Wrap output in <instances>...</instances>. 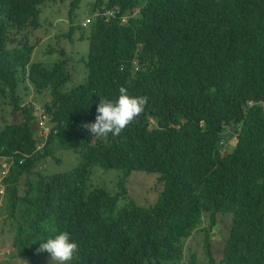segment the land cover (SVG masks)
<instances>
[{
	"label": "trees",
	"instance_id": "trees-1",
	"mask_svg": "<svg viewBox=\"0 0 264 264\" xmlns=\"http://www.w3.org/2000/svg\"><path fill=\"white\" fill-rule=\"evenodd\" d=\"M49 1L0 0V226L10 247L36 264L48 259L37 238L66 231L78 244L68 264H178L192 235L201 257L181 264H264V0H91L76 26L87 43L77 80L66 56L30 60L28 36ZM121 86L147 97L143 112L93 139L80 125ZM29 87L46 93L33 111ZM39 109L48 128L38 134ZM66 149L75 164L45 171ZM93 166L119 171L109 190L88 184ZM133 170L156 175L144 203L128 193ZM224 220L215 260L209 237Z\"/></svg>",
	"mask_w": 264,
	"mask_h": 264
},
{
	"label": "rangeland",
	"instance_id": "rangeland-1",
	"mask_svg": "<svg viewBox=\"0 0 264 264\" xmlns=\"http://www.w3.org/2000/svg\"><path fill=\"white\" fill-rule=\"evenodd\" d=\"M69 1L70 0H54L40 4V12L37 17L38 24L32 29L28 36L31 41L36 39V43H34V47L30 54V60L50 65L53 61H57L58 58L66 56L68 68L70 70L76 69L73 71L74 76L72 77L74 80H77V78L82 76L85 70L80 56L85 55L87 43L85 37L86 27L77 29L76 26H80L83 19L90 16L87 15V6L90 4L91 0H78L73 7L71 15L69 10H67ZM68 24H71L72 30L69 34H65ZM45 96L46 93L37 94L29 87L26 92V98L31 101L32 106L30 110L33 111V105L40 106ZM8 111V105L0 107V127L7 122L6 118ZM36 122L37 119L33 117L30 125L33 129L37 125ZM35 129H37V127ZM55 157L57 160L59 159L58 162H54L51 158L45 159L43 163L46 167L44 168L45 171L59 172L60 170L70 168L76 162L75 152L71 149L61 150L59 154L56 152ZM118 174L119 171L116 169L106 170L98 166H93L90 170L88 184H103L102 186H105V188L109 190ZM128 178V193L130 196H134L138 202L144 203L147 198H151L156 194L157 185L155 173L133 170ZM1 207L2 206H0V209ZM225 221L226 220L220 223L209 237L215 260H218L221 256L222 238L227 228ZM0 228H2L0 231V264H34L30 261L28 256L20 254L10 247L11 234L2 226H0ZM183 248V260H185V257L188 256L190 252L196 253L197 256L201 255L199 238L196 240L192 235H189L183 240ZM54 263L55 261H50L49 254L48 259L46 255H37L36 264ZM178 264H181V262Z\"/></svg>",
	"mask_w": 264,
	"mask_h": 264
},
{
	"label": "clouds",
	"instance_id": "clouds-1",
	"mask_svg": "<svg viewBox=\"0 0 264 264\" xmlns=\"http://www.w3.org/2000/svg\"><path fill=\"white\" fill-rule=\"evenodd\" d=\"M146 104L147 97L131 96L128 94L127 88L121 86L119 95L114 101L107 99L99 101L94 122H82L80 126L86 129L93 139L106 138L109 134L117 136L143 112ZM37 239L42 242L35 252L37 254L47 252L50 261H55L57 264H68L78 251V244L70 239V235L66 231H59L46 240ZM183 259L181 261L184 262Z\"/></svg>",
	"mask_w": 264,
	"mask_h": 264
},
{
	"label": "built area",
	"instance_id": "built-area-1",
	"mask_svg": "<svg viewBox=\"0 0 264 264\" xmlns=\"http://www.w3.org/2000/svg\"><path fill=\"white\" fill-rule=\"evenodd\" d=\"M86 22H88V18L84 19L83 24H85ZM248 103L250 104V102H248ZM261 106L264 109V103H261ZM43 118H44V115H42L41 110L39 109V111H38V125H37L38 134L46 132V130L48 128L47 127L48 124H47L46 120H44ZM4 172H5V163L1 162V164H0V179L3 178ZM1 193H2V186L0 183V195H1Z\"/></svg>",
	"mask_w": 264,
	"mask_h": 264
}]
</instances>
